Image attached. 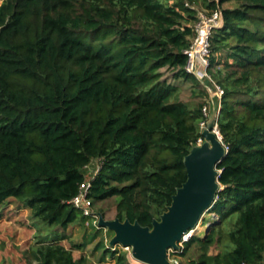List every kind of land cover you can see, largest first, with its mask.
Masks as SVG:
<instances>
[{
    "label": "trees",
    "instance_id": "trees-1",
    "mask_svg": "<svg viewBox=\"0 0 264 264\" xmlns=\"http://www.w3.org/2000/svg\"><path fill=\"white\" fill-rule=\"evenodd\" d=\"M194 4L222 13L207 72L223 90L217 127L227 151L208 210L216 220L174 255L182 264H261L264 0H0V215L8 203L29 209L26 264H88L73 249L89 243L100 261L133 264L68 200L90 179L93 205L113 197L114 218L150 226L185 181L183 159L202 136L210 96L185 70ZM163 67L202 99L182 100ZM74 224L81 242L66 247L59 230Z\"/></svg>",
    "mask_w": 264,
    "mask_h": 264
},
{
    "label": "water",
    "instance_id": "water-1",
    "mask_svg": "<svg viewBox=\"0 0 264 264\" xmlns=\"http://www.w3.org/2000/svg\"><path fill=\"white\" fill-rule=\"evenodd\" d=\"M216 111L215 104L201 132L202 143L193 145L184 156L185 181L150 226H143L136 220L131 222L128 218H106L101 212L97 213L98 225L112 232L109 245L130 247L131 258L143 264H173L168 258V249H178L182 235L201 221L221 189L216 165L227 150L221 135L214 131L219 114V110Z\"/></svg>",
    "mask_w": 264,
    "mask_h": 264
},
{
    "label": "rangeland",
    "instance_id": "rangeland-1",
    "mask_svg": "<svg viewBox=\"0 0 264 264\" xmlns=\"http://www.w3.org/2000/svg\"><path fill=\"white\" fill-rule=\"evenodd\" d=\"M225 5H230V3H227ZM194 7L199 9H204L195 4ZM161 71L163 73L162 79H165L168 83L179 85L180 98L182 100L191 102L193 100L200 101L202 99V97L191 96L189 81L182 80L181 78L179 80L174 78L173 77L174 72L169 68L163 67L161 68ZM209 94L211 96V101L209 102V111L211 112V108L215 104H216V110L218 111L219 105L216 103L217 102L216 96L210 92ZM208 115H210V113ZM96 166H97L96 162H91L88 166L84 168L87 177H91L94 174L96 170ZM115 205H116L115 199L113 197H110L94 204L92 208L94 211H98V209H102L104 211V216L106 218H114ZM28 210L29 209L27 207L21 208L16 203L12 205H9L8 203L3 207L1 212L2 214L0 215V257H2V262L6 256H11V258L12 257L15 258L12 259L10 258V261L19 264V261L16 260V255H18L17 257H19L20 248H26L34 240L35 228L32 226V220L29 218ZM212 220L215 221L216 216H214V214L212 216V213L207 211L205 213L204 221H203L207 223L202 224L203 222H201L196 227H194L196 228L195 234L202 236L204 234V231H206L207 227H209L210 223L213 222ZM82 232H83L82 226L79 224L76 225L74 224L73 226L68 227V229L66 230V235H68L69 239H72L74 243L75 242L80 243L82 239ZM106 235L108 237L109 236L111 237L112 232L108 230ZM62 243H65V245L69 247L70 242H68L67 240L63 241ZM93 245L94 244L90 243L84 246L80 250L78 249L74 250L75 256L81 255L82 254L81 250L83 249H85L84 251L89 252L90 249H92Z\"/></svg>",
    "mask_w": 264,
    "mask_h": 264
},
{
    "label": "built area",
    "instance_id": "built-area-1",
    "mask_svg": "<svg viewBox=\"0 0 264 264\" xmlns=\"http://www.w3.org/2000/svg\"><path fill=\"white\" fill-rule=\"evenodd\" d=\"M188 4V3H187ZM192 8L196 10V20L194 22V35L191 39L189 46L184 50L187 55V62L185 65V70L188 73H193L196 75L204 84L207 90L213 95H217V104L219 105V99L223 93V90L215 83L210 74L207 72L208 66V57L210 55V35L215 28H220L223 24L222 13L220 9H199L191 5ZM205 78V79H203ZM207 81V82H206ZM211 101V96L206 101V103L202 107V112L204 115V119L200 121L201 132L206 127L207 121L209 119V102ZM219 107V106H218ZM217 107V108H218ZM214 131L220 136L218 131L217 122L214 124ZM203 141V136L197 139L196 144H201ZM97 163L96 170L94 174L91 176L94 177L98 168L99 162ZM89 188H90V179H87L80 183L77 193L68 200V203L72 204L74 207L79 209L83 216L91 220V223L95 225L97 228H102L98 225V216L96 211L93 210L92 199L89 196ZM215 216V214H214ZM201 223V221L199 222ZM198 223V224H199ZM197 224V225H198ZM196 225V226H197ZM195 226V227H196ZM104 234V242L107 247L110 249H121L126 251L130 255V247L121 246L120 244H115L113 246L109 245V239L107 234V229L102 228ZM196 228H192L187 233L182 235L181 240L178 242V249H168V258L170 261V255L174 254L176 251H181L183 248V243L188 240V238L195 234ZM241 264H250L247 262H242ZM261 264H264V251L262 254Z\"/></svg>",
    "mask_w": 264,
    "mask_h": 264
},
{
    "label": "crops",
    "instance_id": "crops-1",
    "mask_svg": "<svg viewBox=\"0 0 264 264\" xmlns=\"http://www.w3.org/2000/svg\"><path fill=\"white\" fill-rule=\"evenodd\" d=\"M167 68V67H166ZM174 72V71H173ZM174 77V76H173ZM178 80L180 79V78H177ZM88 166V165H87ZM9 205H12V203H10ZM21 208L23 207V206H20ZM29 211V210H28ZM65 234L66 235V231H61V230H59V234ZM66 238H63V239H61L60 241H61V243L63 242V241H65V240H67L68 242H70L69 243V246L71 245V241H72V239H69V237H68V235H66L65 236ZM68 237V238H67ZM64 245H65V243H63ZM90 244V243H89ZM92 244H94V243H92ZM88 245V244H87ZM66 246V245H65ZM66 247H68V246H66ZM23 249H25V248H20V254H19V257H17L18 255H16V260H18L19 261V264H26V262L24 261V259L22 258V250ZM74 250H76V248L75 249H73V254H74ZM78 250H80V249H78ZM85 249H83V250H81L82 251V254L83 255H85L86 257H87V259H88V264H115V262H114V259L112 258V257H110V256H105V258H104V260H101L100 261V255L102 254L101 252H102V249H99V250H95V249H93V247H92V249H90V251L89 252H87V251H84ZM81 253V252H80ZM74 256H75V254H74ZM96 256V257H95ZM10 258H11V256H6L5 258H4V260H3V262H2V257H0V264H17V263H13L12 261H10ZM12 258H15V257H12ZM11 258V259H12ZM20 258V259H19ZM93 258H95V259H93ZM170 259H172V262H173V264H182L183 263V261H182V259L181 258H179L178 256H176V255H174V254H171L170 255ZM133 264H143V263H140V262H137V261H135V260H133Z\"/></svg>",
    "mask_w": 264,
    "mask_h": 264
}]
</instances>
